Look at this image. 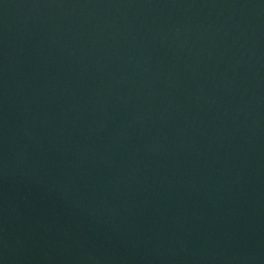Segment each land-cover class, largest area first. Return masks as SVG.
<instances>
[{
    "label": "water",
    "instance_id": "water-1",
    "mask_svg": "<svg viewBox=\"0 0 264 264\" xmlns=\"http://www.w3.org/2000/svg\"><path fill=\"white\" fill-rule=\"evenodd\" d=\"M0 264H264V0H0Z\"/></svg>",
    "mask_w": 264,
    "mask_h": 264
}]
</instances>
